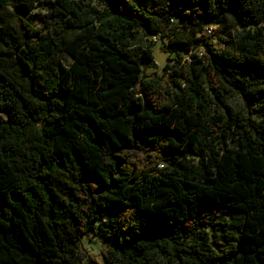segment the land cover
<instances>
[{"label": "trees", "instance_id": "1", "mask_svg": "<svg viewBox=\"0 0 264 264\" xmlns=\"http://www.w3.org/2000/svg\"><path fill=\"white\" fill-rule=\"evenodd\" d=\"M85 1L0 0V264H264V0Z\"/></svg>", "mask_w": 264, "mask_h": 264}, {"label": "rangeland", "instance_id": "2", "mask_svg": "<svg viewBox=\"0 0 264 264\" xmlns=\"http://www.w3.org/2000/svg\"><path fill=\"white\" fill-rule=\"evenodd\" d=\"M85 3H90L93 7L98 9L99 11H104L107 8V5L103 2H100L99 0H88L85 1ZM15 11V8L8 7L6 10L1 11L0 13L6 16L8 20H13L11 17V13ZM45 15L46 12L41 9L37 8L33 10L30 14L26 15L27 19H29L32 24L39 29H43L46 35H49L50 28L45 24ZM173 27V26H172ZM171 29V27L169 28ZM210 35L211 43L214 46V49L217 51H225L227 49V45L225 43L227 36L224 31H214ZM154 45L152 46L154 59L156 62V70L149 69L146 71L147 76L153 78L157 74L158 76H166L170 73H173V69H167L166 67H173L176 62L170 59L175 58V54H173L172 49H168L164 43L160 42L159 40H153ZM142 43V40L140 39V44ZM201 52H203V49H198L195 51L196 55L201 57ZM179 57L181 58V64L179 67H183L185 75L187 74V71L189 69V56L184 53H179ZM203 61L204 58H202ZM63 62L66 65H69V62L66 59H63ZM206 63V62H205ZM207 81L209 84L214 86H219V83L217 81V78L213 71L209 69V72L205 75ZM71 80L73 81V77H71ZM228 103L233 106H241L242 99L236 95L228 98ZM236 198H242L244 194L242 192H235ZM82 261L83 264H105V260L103 257V254L106 253V249L94 236L88 237L84 240L82 244Z\"/></svg>", "mask_w": 264, "mask_h": 264}, {"label": "built area", "instance_id": "3", "mask_svg": "<svg viewBox=\"0 0 264 264\" xmlns=\"http://www.w3.org/2000/svg\"><path fill=\"white\" fill-rule=\"evenodd\" d=\"M215 31V28H209L206 30V35L210 36L209 34H212ZM201 57H203V53L200 54Z\"/></svg>", "mask_w": 264, "mask_h": 264}]
</instances>
